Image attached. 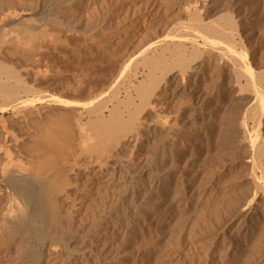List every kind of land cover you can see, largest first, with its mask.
<instances>
[{"label":"bare ground","instance_id":"1","mask_svg":"<svg viewBox=\"0 0 264 264\" xmlns=\"http://www.w3.org/2000/svg\"><path fill=\"white\" fill-rule=\"evenodd\" d=\"M232 235L264 264V0H0V264H233Z\"/></svg>","mask_w":264,"mask_h":264},{"label":"rangeland","instance_id":"2","mask_svg":"<svg viewBox=\"0 0 264 264\" xmlns=\"http://www.w3.org/2000/svg\"><path fill=\"white\" fill-rule=\"evenodd\" d=\"M62 50H64V48H63V46L62 47H60V46H58L57 47V49H55V50H52L51 49V52L53 53L54 52V54H52L50 51H48V52H45V57H47V58H49V57H51V58H49L50 60H46V58H44L45 59V61L46 62H44V59H43V61H41V63L39 62L37 65H35L34 66V68L35 69H38V70H42L43 68V70H42V73L41 74H43V72H44V74L43 75H45V77L42 75V77L40 76V79H42V78H44L43 80L44 81H40V79L38 80L37 79V83H38V85L40 86L41 84V88L44 90V86H45V88L46 87H48L47 89H48V91L50 92V91H52V90H55V85H56V88H58V87H61V86H64L65 84H66V82H67V80L69 79V75H70V73H71V69H73L74 67H76V65H71L70 64V59H69V53H68V51L67 50H65L64 52L62 51ZM50 52V53H49ZM57 52V55H55V53ZM58 52H62V54H60L59 53V55H58ZM51 55V56H50ZM52 55H53V57H52ZM55 56V57H54ZM53 59V60H52ZM48 61H51V62H48ZM52 61H54V63L52 62ZM43 62V63H42ZM48 62V63H47ZM50 63H52L51 64V66H50ZM39 64H41V66L39 65ZM48 64H49V66H48ZM57 66V68L55 67H53V66ZM39 66V67H38ZM41 67V68H40ZM43 67V68H42ZM46 67H48L47 68V70L45 69ZM51 67V68H50ZM53 67V68H52ZM59 67V68H58ZM49 69H51V70H53L52 71V73L49 71V72H46V71H48ZM58 69H59V71H58ZM40 70V71H41ZM39 71V72H40ZM47 73H50L51 75H50V77H52V78H48L49 76L48 75H46ZM40 74V73H39ZM53 79V80H52ZM58 81V82H60V83H58V84H62L61 86L59 85L58 86V84H54V81ZM60 80V81H59ZM56 81V82H57ZM46 82V83H45ZM63 82V83H62ZM45 83V84H44ZM50 84V85H49ZM51 84H54V85H51ZM47 85V86H46ZM43 86V87H42ZM50 87L52 88L51 90H50ZM47 89H45V90H47ZM233 236V237H232ZM232 236H230V240H229V242L227 243L228 244V256H227V258L229 259V261L228 262H233V264H237V263H235L236 261H232L233 260V258H235V254H236V248H237V243L235 242L236 241V239L234 238L235 236L234 235H232Z\"/></svg>","mask_w":264,"mask_h":264}]
</instances>
